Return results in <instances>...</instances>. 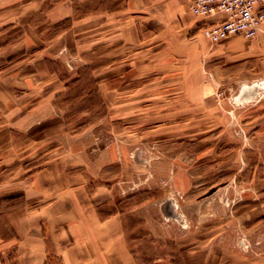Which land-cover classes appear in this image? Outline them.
<instances>
[{
  "label": "crops",
  "instance_id": "1",
  "mask_svg": "<svg viewBox=\"0 0 264 264\" xmlns=\"http://www.w3.org/2000/svg\"><path fill=\"white\" fill-rule=\"evenodd\" d=\"M36 1L48 16L29 25L32 36L16 23L0 37L6 63L0 71V264H51L53 258L61 264H146L145 245L156 233L149 210L138 211L151 202L133 203L135 196L123 198V187L91 173L95 167L72 144L87 138L67 131L58 111L61 98L95 60L102 93L108 68L114 71L112 92L121 91L117 80L126 75L130 81L176 77L182 79L180 93L191 95L189 107L200 109L219 90L264 76V25L252 40L230 36L216 44L207 29L217 19L195 15L190 0ZM61 24L66 25L48 38L35 31ZM146 82L130 84L128 91H146ZM208 102L209 109L217 108ZM244 149L239 166L244 173L252 167L253 179L237 185V200L233 182L210 187L215 191L209 198L195 196L203 184L193 178L176 186L182 198L177 205L187 212L181 216L193 220L181 224L176 240L187 264H217L219 258L221 264H264V165ZM123 199L134 206L122 209ZM237 213L246 232L255 233L252 246L262 255L250 254L251 244L239 252L228 248L233 222L225 233L215 229L218 219L232 221ZM250 222L255 226L248 228ZM168 257L165 251L153 263L169 264Z\"/></svg>",
  "mask_w": 264,
  "mask_h": 264
},
{
  "label": "rangeland",
  "instance_id": "2",
  "mask_svg": "<svg viewBox=\"0 0 264 264\" xmlns=\"http://www.w3.org/2000/svg\"><path fill=\"white\" fill-rule=\"evenodd\" d=\"M37 4L36 0H0V37L16 23L23 26L19 28L20 32L31 37L34 30L29 25L48 16L45 11L37 9ZM64 25L51 29L41 26L35 31L39 30L48 38ZM233 37L254 39L241 35ZM1 47L0 42V50ZM5 64L4 57L0 56V71ZM96 65L95 60L88 63L83 68L82 77L73 81L60 101L58 111L65 118L67 131L83 133L87 138L86 141L73 140V147L80 148L83 160L95 167L90 170L95 177L103 176L126 190L123 198L132 195L135 196L133 203L134 200L151 202L146 209L142 207L138 211L144 214L149 210L156 233L153 242L145 245L147 252L143 257L146 264H154L153 259H158L165 251L169 255V264H187L176 249V240L182 230L181 224L188 225L193 220L189 222L187 217L181 216L187 212L177 205V200L182 198L176 186L193 178L203 184L192 190L195 196L209 198L215 191L210 187L233 182V199L239 198L242 189L237 185L242 186L241 181L253 179L252 167L244 173L239 166L242 159L240 148L253 152L252 160L257 157L264 165V76L231 87L228 92L219 90L215 99L204 98L200 109H192L189 107L192 106L191 95L179 91L181 78L169 77L166 81V78L161 80L152 74L130 81L126 75L117 80L121 91L112 92L114 71L108 68L102 93ZM121 65V73L127 74V65ZM145 79L150 85L146 91H128L130 84L139 87ZM100 82L102 88V76ZM208 101H215L217 108L209 109ZM99 167L102 171L98 174ZM130 187L133 188L128 193ZM216 191L224 193V189ZM122 201V209L129 210L134 206L128 200ZM236 204L237 207L240 203ZM230 222L234 226L225 237L228 248L239 252L251 244L248 248L250 254L262 255L252 246L256 235L246 232V222H241L239 213L233 215L232 221L218 219L215 229L218 233L224 232ZM248 225V228L255 226L252 222ZM141 230L140 227L137 232ZM234 260L239 263V256L234 255ZM221 263L224 260L219 258L217 264ZM51 264L61 263L53 258Z\"/></svg>",
  "mask_w": 264,
  "mask_h": 264
},
{
  "label": "built area",
  "instance_id": "3",
  "mask_svg": "<svg viewBox=\"0 0 264 264\" xmlns=\"http://www.w3.org/2000/svg\"><path fill=\"white\" fill-rule=\"evenodd\" d=\"M192 12L216 18L207 29L213 43L233 35L255 38L264 25V0H190Z\"/></svg>",
  "mask_w": 264,
  "mask_h": 264
}]
</instances>
